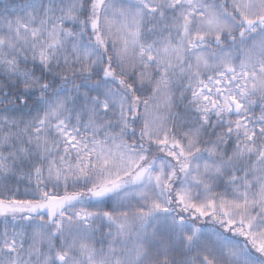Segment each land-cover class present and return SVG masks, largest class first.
Wrapping results in <instances>:
<instances>
[{"label": "snow or ice", "instance_id": "snow-or-ice-1", "mask_svg": "<svg viewBox=\"0 0 264 264\" xmlns=\"http://www.w3.org/2000/svg\"><path fill=\"white\" fill-rule=\"evenodd\" d=\"M0 264H264V0H0Z\"/></svg>", "mask_w": 264, "mask_h": 264}]
</instances>
